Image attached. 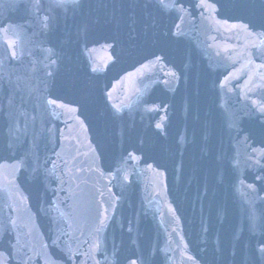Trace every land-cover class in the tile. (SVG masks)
Listing matches in <instances>:
<instances>
[{
  "label": "water",
  "instance_id": "water-1",
  "mask_svg": "<svg viewBox=\"0 0 264 264\" xmlns=\"http://www.w3.org/2000/svg\"><path fill=\"white\" fill-rule=\"evenodd\" d=\"M0 264H264V0H0Z\"/></svg>",
  "mask_w": 264,
  "mask_h": 264
},
{
  "label": "snow or ice",
  "instance_id": "snow-or-ice-1",
  "mask_svg": "<svg viewBox=\"0 0 264 264\" xmlns=\"http://www.w3.org/2000/svg\"><path fill=\"white\" fill-rule=\"evenodd\" d=\"M161 2L163 3V0H161Z\"/></svg>",
  "mask_w": 264,
  "mask_h": 264
}]
</instances>
